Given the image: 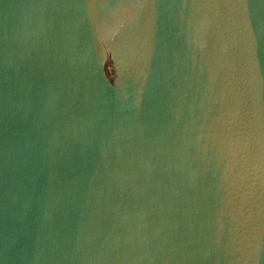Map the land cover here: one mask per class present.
Here are the masks:
<instances>
[{"label": "water", "instance_id": "1", "mask_svg": "<svg viewBox=\"0 0 264 264\" xmlns=\"http://www.w3.org/2000/svg\"><path fill=\"white\" fill-rule=\"evenodd\" d=\"M0 264H264V0H0Z\"/></svg>", "mask_w": 264, "mask_h": 264}]
</instances>
